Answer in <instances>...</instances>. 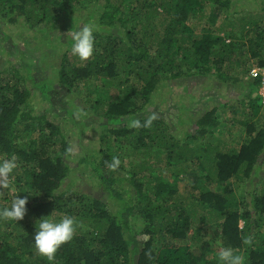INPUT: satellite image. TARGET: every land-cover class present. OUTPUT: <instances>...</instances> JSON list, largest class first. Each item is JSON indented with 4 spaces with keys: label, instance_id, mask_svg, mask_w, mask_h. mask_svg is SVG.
Returning a JSON list of instances; mask_svg holds the SVG:
<instances>
[{
    "label": "trees",
    "instance_id": "1",
    "mask_svg": "<svg viewBox=\"0 0 264 264\" xmlns=\"http://www.w3.org/2000/svg\"><path fill=\"white\" fill-rule=\"evenodd\" d=\"M209 3L214 4L211 25L195 35L191 20L197 14L203 17ZM231 6L232 0H0L2 21L16 23L22 17L32 28L70 21L82 8L76 17L81 26H95L94 54L82 61L69 48L58 77L72 95L87 87L83 113L102 119L104 128L97 153L77 163L78 173H89L88 180L102 194L65 188L76 175L65 124L85 126L65 107L60 109L66 114L34 113L33 89L51 99L52 87L42 71L24 59L22 70L0 64V160L15 154L18 165L11 187L0 188V209L10 208L17 196L28 199L23 220L0 219V264H220L205 251L213 226L220 228L226 247L245 257V264H264V188L259 193L261 187L255 185L261 180L254 181L264 153V125L244 121L246 136L232 147L194 144L203 139L207 125L218 123L215 110L181 138L158 118L151 128L128 127L133 119L146 120L140 115L163 80L212 75L226 80L230 69L246 64L248 53L258 58L257 67L264 66V26L253 18L238 20L241 36L210 30ZM142 14L144 25L135 21ZM155 14L163 19L162 29L153 24ZM137 30H146L145 36L139 37ZM3 36L0 30V40ZM251 66L243 69L244 75ZM251 80L248 103L259 116L264 110L261 81ZM116 86L118 92L110 93ZM113 156L121 161L116 170L106 167ZM239 182H255L254 189L237 194ZM65 215L80 226L49 262L34 247L37 221L59 222ZM243 236H252V245L244 244Z\"/></svg>",
    "mask_w": 264,
    "mask_h": 264
},
{
    "label": "rangeland",
    "instance_id": "2",
    "mask_svg": "<svg viewBox=\"0 0 264 264\" xmlns=\"http://www.w3.org/2000/svg\"><path fill=\"white\" fill-rule=\"evenodd\" d=\"M214 4L209 3L205 8V14L200 17L197 14L191 20V27L195 35H199L206 25H211L208 16L212 11ZM232 9L224 10L222 16L213 25L210 30L215 34L227 36L235 33L241 36L242 27L239 25L240 18H253L252 20L259 26H264V0H232ZM153 9L150 8L144 12L149 14ZM161 13V9L157 8ZM82 8H78L71 15L70 21L62 19L57 26L49 27V23L37 27L26 25L24 18L16 23H6L0 18V30L5 32V36L0 40V64L4 69H11L14 66L21 68L23 59L31 68H38L42 71L43 78L46 83L52 87L50 92L51 99L44 100L39 90L33 89V96L30 102L34 113L47 112L64 113L65 107L70 113H74V117L78 120V124L82 123L85 127H77L74 124L67 123L65 128L70 131L71 143L73 148V159L71 166L75 169L76 175L72 179L67 180L64 184L68 186L80 187L85 193H91L94 196H100L102 192L95 185V182L88 180L89 173L82 177L78 172L81 167L77 164L79 160L86 154L97 153L101 147L100 136L103 134L104 128L99 125L102 119L97 118L93 114L85 116L83 108L84 100L87 95V87L80 90V95L70 94L67 87L60 83L58 70L62 65V61L66 51L72 48L69 46L70 37L66 33L70 30L76 31L81 27L80 19L76 16L80 14ZM139 12V10H137ZM135 21H140L142 25L146 23L143 14ZM154 25L162 29L161 24L164 23L161 16L154 15ZM243 25V23H242ZM162 31V30H159ZM95 33V31H94ZM139 37H144L146 30H137ZM151 33H148L150 36ZM244 35V33H243ZM249 35L244 36V42L249 44ZM95 40L96 37H95ZM73 60V57L70 58ZM258 58L253 57L252 53H248L246 64H239L235 70H229V76L226 80H220L216 76L181 78L174 80H163L156 92L153 94L151 103L145 111L140 115L148 117L155 113L158 119L163 120L171 126L179 138L185 133L192 132L197 129L198 120L210 110H215L216 121L218 122L213 128L206 126V134L203 139L196 141L194 144L221 145L223 147L237 146L240 139L245 138L247 130L243 122L256 125L258 128L264 125V110L259 116H255L249 106V93H251V73L244 75L245 67L251 69L257 67ZM22 70V69H20ZM30 71V69H27ZM125 78L124 76H120ZM94 85L100 86L98 83ZM118 86L111 88L110 93L118 92ZM81 96V98H79ZM95 96V94L93 95ZM253 98V97H251ZM55 104H58L56 106ZM56 108V109H55ZM55 109V110H54ZM50 110V112H49ZM55 111V112H54ZM128 120V119H127ZM133 156V161L139 162ZM264 153L261 157L259 171L256 174L255 182L261 180L259 185L255 182H239L240 188L235 187L236 193L245 195L248 190H253L254 185L259 188V193L264 188ZM129 161V160H126ZM245 185V186H243ZM241 225L243 223L241 222ZM218 226L211 227L209 237L213 240L211 245L205 249L208 256L214 255L219 261L218 251L225 246V238L221 235Z\"/></svg>",
    "mask_w": 264,
    "mask_h": 264
},
{
    "label": "clouds",
    "instance_id": "3",
    "mask_svg": "<svg viewBox=\"0 0 264 264\" xmlns=\"http://www.w3.org/2000/svg\"><path fill=\"white\" fill-rule=\"evenodd\" d=\"M95 26L90 23L83 24L79 30H70L66 33L74 43L71 52L74 56L79 57L82 61L89 60L95 51ZM158 118L157 114L153 113L141 123L140 119H133L129 122L128 127L133 129L151 128L153 122ZM68 153H73V148L69 147ZM121 161L119 157L113 156L110 163H106V167L111 170L119 168ZM18 167L17 156L13 154L10 158L0 160V188L9 189L12 184L11 174ZM27 197L19 198L17 196L11 204L10 208L0 209V219L3 220H23L27 209ZM79 222L75 217L63 216L59 222L42 218L37 221L36 232L34 234V247L36 252L47 259L49 262H54L56 253L66 243L70 242L79 227ZM242 241L246 245H252V236H243ZM220 264H245V257L238 254L237 250L231 247H222L218 251Z\"/></svg>",
    "mask_w": 264,
    "mask_h": 264
},
{
    "label": "built area",
    "instance_id": "4",
    "mask_svg": "<svg viewBox=\"0 0 264 264\" xmlns=\"http://www.w3.org/2000/svg\"><path fill=\"white\" fill-rule=\"evenodd\" d=\"M250 73L253 79L261 81V87L258 93L262 98V105L264 106V66L253 68Z\"/></svg>",
    "mask_w": 264,
    "mask_h": 264
}]
</instances>
